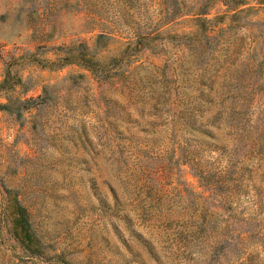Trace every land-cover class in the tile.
<instances>
[{
    "label": "rangeland",
    "instance_id": "rangeland-1",
    "mask_svg": "<svg viewBox=\"0 0 264 264\" xmlns=\"http://www.w3.org/2000/svg\"><path fill=\"white\" fill-rule=\"evenodd\" d=\"M8 100L0 264H264V0H0Z\"/></svg>",
    "mask_w": 264,
    "mask_h": 264
},
{
    "label": "trees",
    "instance_id": "trees-1",
    "mask_svg": "<svg viewBox=\"0 0 264 264\" xmlns=\"http://www.w3.org/2000/svg\"><path fill=\"white\" fill-rule=\"evenodd\" d=\"M28 103L29 99H22L20 102H21V106L25 107V105ZM10 102L11 101H7V102H4V103H0V108H9L12 110L11 108V105H10ZM28 105V104H27ZM15 108H19V104L16 105ZM18 111V110H16ZM15 211H16V216L14 217V220H13V224H12V227H13V235L16 237V238H19L16 233H15V229H14V226L15 224H18L21 228H22V232H23V235L22 237L27 241L29 242L30 241V232L28 231V221H27V217H26V212H25V209L24 207L20 204V203H16L15 204Z\"/></svg>",
    "mask_w": 264,
    "mask_h": 264
}]
</instances>
